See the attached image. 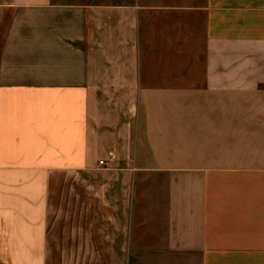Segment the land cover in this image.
<instances>
[{
	"label": "crops",
	"instance_id": "1",
	"mask_svg": "<svg viewBox=\"0 0 264 264\" xmlns=\"http://www.w3.org/2000/svg\"><path fill=\"white\" fill-rule=\"evenodd\" d=\"M0 28V264H47L51 180L97 170L138 264H264V0H0Z\"/></svg>",
	"mask_w": 264,
	"mask_h": 264
},
{
	"label": "rangeland",
	"instance_id": "2",
	"mask_svg": "<svg viewBox=\"0 0 264 264\" xmlns=\"http://www.w3.org/2000/svg\"><path fill=\"white\" fill-rule=\"evenodd\" d=\"M2 30L3 28H0V39ZM136 124L135 118L121 115L118 128L122 131L119 130L115 134L120 139V144L125 143L127 146L120 147L118 150L120 156V163L116 164L118 168L145 165V162L149 160L145 147L140 145L139 148ZM139 154L140 156L134 160V157ZM128 155L131 156L130 165L127 163ZM104 159L107 160V158ZM112 182L121 183L112 190L115 188L119 190L118 194L122 193L123 181L114 180L104 170L55 174L50 184L47 264L139 263L134 253L140 250L141 229L139 227L132 229V248L130 249L129 243L127 245L124 242L126 236L130 237V230L125 222L127 219L124 217L123 210L121 209L118 213L120 226L117 227L114 224L115 211L108 203L107 189L108 184L112 185ZM128 249L133 253L132 260L109 258L111 251L124 252Z\"/></svg>",
	"mask_w": 264,
	"mask_h": 264
},
{
	"label": "built area",
	"instance_id": "3",
	"mask_svg": "<svg viewBox=\"0 0 264 264\" xmlns=\"http://www.w3.org/2000/svg\"><path fill=\"white\" fill-rule=\"evenodd\" d=\"M100 164H104V161H100Z\"/></svg>",
	"mask_w": 264,
	"mask_h": 264
}]
</instances>
